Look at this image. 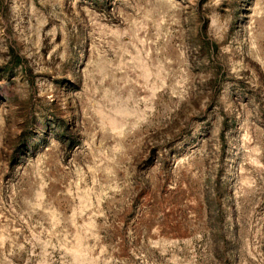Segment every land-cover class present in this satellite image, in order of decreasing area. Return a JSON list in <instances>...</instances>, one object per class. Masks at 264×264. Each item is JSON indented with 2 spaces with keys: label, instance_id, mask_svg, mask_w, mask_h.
<instances>
[{
  "label": "rangeland",
  "instance_id": "rangeland-1",
  "mask_svg": "<svg viewBox=\"0 0 264 264\" xmlns=\"http://www.w3.org/2000/svg\"><path fill=\"white\" fill-rule=\"evenodd\" d=\"M0 264H264V0H0Z\"/></svg>",
  "mask_w": 264,
  "mask_h": 264
}]
</instances>
